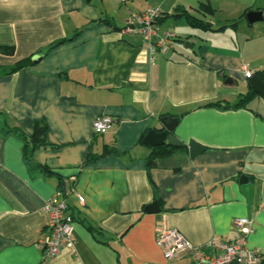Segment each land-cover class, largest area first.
I'll list each match as a JSON object with an SVG mask.
<instances>
[{"label":"crops","instance_id":"crops-1","mask_svg":"<svg viewBox=\"0 0 264 264\" xmlns=\"http://www.w3.org/2000/svg\"><path fill=\"white\" fill-rule=\"evenodd\" d=\"M164 1L0 0V46L14 49L0 51V264H186L187 255L164 254L158 226L204 245L231 241L237 217L253 219L247 246L264 255V96L249 108L205 106L233 103L250 90L244 65L250 78H264V18L246 17L264 12V0L213 14L193 9L200 2L182 4L178 17L187 8L212 29L189 25L190 37L177 34L169 53L153 56L141 36L122 29L132 12ZM161 10L162 24L168 14ZM36 55L37 62L9 72ZM100 115L113 119L105 133L94 130ZM168 117L178 122L165 145L185 148L149 169L162 145L143 139ZM38 122L47 126L45 143L29 144L27 153L24 134ZM192 141L205 147L194 157ZM113 147L121 154L102 155ZM59 192L76 242L46 259L38 246L47 231L43 208ZM156 201L160 211L148 212Z\"/></svg>","mask_w":264,"mask_h":264},{"label":"built area","instance_id":"built-area-1","mask_svg":"<svg viewBox=\"0 0 264 264\" xmlns=\"http://www.w3.org/2000/svg\"><path fill=\"white\" fill-rule=\"evenodd\" d=\"M160 8H147L132 12L122 31L141 36L148 44L151 54H167L173 48L177 34L172 30H162ZM245 77L250 78L253 70L242 66ZM113 124L108 115H100L94 120L96 133L107 132ZM80 200L85 199L80 195ZM48 214L46 232L39 239L38 246L43 250L46 259H53L65 249L73 247L76 242L75 220L69 212V203L61 193L50 197L44 205ZM236 235L231 241L211 239L204 245H195L177 228L158 226L156 241L169 259L187 255L186 264H260L264 255L247 246V238L253 231V219L237 217L233 221Z\"/></svg>","mask_w":264,"mask_h":264},{"label":"trees","instance_id":"trees-1","mask_svg":"<svg viewBox=\"0 0 264 264\" xmlns=\"http://www.w3.org/2000/svg\"><path fill=\"white\" fill-rule=\"evenodd\" d=\"M193 9H197V10L201 11V13H204V14H213L215 12V9H213L209 0H205L203 2H200L199 5L197 7H194ZM179 16H184L186 18L187 22L189 23V25L193 28L212 29L211 26L207 25V23L205 22V20L203 18L197 16L196 14H193L187 8L182 7ZM163 18H165V17L161 16L160 22L162 21ZM231 24L235 25V24H237V22H234ZM225 26H227V25L219 27L218 30H222ZM66 40H68V39L59 41L58 43L52 45L50 47V49L56 47L57 45H59L63 42H65ZM178 40H180V38H178ZM13 50H14L13 47L0 46L1 52L12 53ZM32 63H33L32 57H27V58L21 59V60L16 62V64L11 68V70L9 72L17 71V70L24 68V67H26ZM259 73H260V76L263 78L262 72H259ZM258 95L259 94L252 87H250V90L246 94L239 96L237 98V100L233 103H231L230 101H227V100H221V101H213V102L206 103L205 106L218 107V108H249L250 102ZM46 134H47V126L43 123H40V122L36 123L35 131L33 132L32 135H25L24 134V136H26V140H27V153H29V150H28L29 144H32L33 149L40 146L41 144H44ZM184 148H185L184 145H172V146L171 145H165V144L162 145L157 150L153 151L151 153V155L149 156V158L147 160L148 168L151 169L153 166H155L157 164V159L159 156L169 154L173 150H176V149H184ZM105 154L120 155L121 153L116 148L113 147V148H106L102 155H105ZM95 157L96 156L87 159L86 162L90 161L91 159H93ZM29 160H30V157H27V161H29ZM40 167L45 173H51L50 169L47 166L41 165ZM90 229H91V231L96 230L92 226L90 227ZM260 264H264V256H263V259L260 262Z\"/></svg>","mask_w":264,"mask_h":264},{"label":"water","instance_id":"water-1","mask_svg":"<svg viewBox=\"0 0 264 264\" xmlns=\"http://www.w3.org/2000/svg\"><path fill=\"white\" fill-rule=\"evenodd\" d=\"M246 17L250 23H253L258 20H263L264 12L260 10H253L248 12ZM207 25L212 26L213 24L211 22H207ZM186 45L191 46L188 40L186 41ZM40 58H41L40 55H36L35 57H33V62H37ZM248 82H249V86L252 87L259 95L264 96V81L259 75H254L252 78H249ZM162 121L164 124L163 129H156V128L151 129L143 139V142L145 144L150 146L164 145L168 134L174 131L178 119L176 117H168V118H163ZM204 150L205 147L203 145H200L195 141L191 142L190 153L192 157L203 152ZM146 210L150 213L160 211L158 202L156 201L153 204L149 205L146 208ZM232 264H240V263L234 262Z\"/></svg>","mask_w":264,"mask_h":264},{"label":"rangeland","instance_id":"rangeland-1","mask_svg":"<svg viewBox=\"0 0 264 264\" xmlns=\"http://www.w3.org/2000/svg\"><path fill=\"white\" fill-rule=\"evenodd\" d=\"M203 1L205 0H165L160 8L167 12L168 18L165 23L163 22L161 24L162 30H172L178 34L180 38L190 37L192 28L189 26L184 16H177L176 9L182 4L197 5L199 2ZM243 2L252 4L256 2V0H211V6L213 9H242L240 6ZM151 7L159 8V6L154 5H151ZM196 15L203 18L201 13H197ZM185 46L189 47L186 44Z\"/></svg>","mask_w":264,"mask_h":264}]
</instances>
